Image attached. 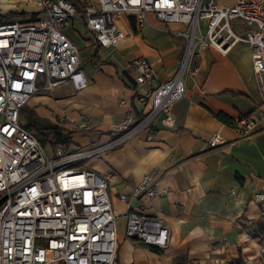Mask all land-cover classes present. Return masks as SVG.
Wrapping results in <instances>:
<instances>
[{"label":"built area","instance_id":"1","mask_svg":"<svg viewBox=\"0 0 264 264\" xmlns=\"http://www.w3.org/2000/svg\"><path fill=\"white\" fill-rule=\"evenodd\" d=\"M40 16L32 21H0V264H115L116 217L109 186L115 173L100 175L87 162L101 158L145 134L151 141L161 128L175 129L172 107L185 94L186 82L195 76L200 52L214 48L225 54L246 43L259 101L264 105V0H236L220 7L217 0H96L84 1L79 10L68 0H33ZM167 25L183 39L178 65L159 80L149 60L132 59L139 112H127L103 143L47 152L20 122L21 112L38 92L70 83L75 91L86 88L79 54L64 33L80 18L95 42L109 48L125 35L118 27L122 17H133L141 28L147 15ZM40 84V86H38ZM253 118L236 116L228 126L240 136L255 127ZM227 141L215 133L208 150ZM160 195L150 175H144L133 197ZM264 216V190L251 195ZM126 202V195H120ZM124 235L155 249L168 243V228L157 218L129 210ZM249 239V237L247 238Z\"/></svg>","mask_w":264,"mask_h":264},{"label":"crops","instance_id":"2","mask_svg":"<svg viewBox=\"0 0 264 264\" xmlns=\"http://www.w3.org/2000/svg\"><path fill=\"white\" fill-rule=\"evenodd\" d=\"M68 1L80 10L86 0ZM235 2L217 0L220 7ZM10 13L0 21L26 22L41 15L33 0H0V15ZM118 27L125 37L109 48L95 42L80 18L64 30L78 50L86 88L75 91L63 83L38 92L25 105L39 124L71 133L68 144L51 143V151L106 142L127 112L144 108L128 67L132 59L147 58L159 80L175 71L184 40L168 29L178 26H166L148 14L141 28L133 17H122ZM197 65L198 73L187 80L184 96L172 107L174 130L156 122L151 141L143 134L86 164L100 175L115 173L108 191L118 237L115 264H264V216L251 198L264 190V105L254 81L251 49L246 43L225 54L208 48L199 53ZM236 116L253 118L254 129L240 136L228 126ZM215 133L227 143L208 150L206 141ZM144 175L157 185L158 197L132 196ZM129 210L165 223L164 249L124 235Z\"/></svg>","mask_w":264,"mask_h":264},{"label":"trees","instance_id":"3","mask_svg":"<svg viewBox=\"0 0 264 264\" xmlns=\"http://www.w3.org/2000/svg\"><path fill=\"white\" fill-rule=\"evenodd\" d=\"M9 16H12V13L5 15V16L0 15V19L2 17H9ZM23 110H24V115H25V113H28L25 115V117H26L25 127L26 128H35V125H36L37 130H40L41 129L40 127H42V129H44L47 134L51 135V139H50L51 143H53V144H68L69 143V140L71 137L70 132H64V131H62V129H60L56 126H52V125H43V124H39V123L36 124L35 123L36 119L32 117V114L28 110H26V111H25V109H23Z\"/></svg>","mask_w":264,"mask_h":264},{"label":"rangeland","instance_id":"4","mask_svg":"<svg viewBox=\"0 0 264 264\" xmlns=\"http://www.w3.org/2000/svg\"><path fill=\"white\" fill-rule=\"evenodd\" d=\"M227 2H230L232 0H226ZM38 86H40V84H38ZM27 105V104H26ZM27 107V106H25ZM24 107V109H26ZM26 111V110H25ZM28 114V113H25V115ZM24 115V110L22 111L21 113V118H20V122L21 124L25 127V124H26V117ZM35 123L37 124L38 123V120L36 119L35 120ZM42 124V123H40ZM45 125V124H43ZM26 128V127H25ZM39 128V127H38ZM41 129L40 130H37V127L35 125V128H26L28 130H30V132L35 136L37 137V139L40 141L41 145L45 148V150L47 152H50L51 151V142L49 141L51 139V135L47 134L46 131L44 129H42V127H40ZM49 135V136H48ZM54 150V149H53ZM248 264H254L253 262H250Z\"/></svg>","mask_w":264,"mask_h":264}]
</instances>
